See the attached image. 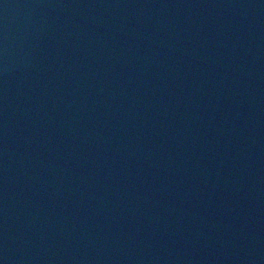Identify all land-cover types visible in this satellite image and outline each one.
<instances>
[{
	"label": "water",
	"instance_id": "water-1",
	"mask_svg": "<svg viewBox=\"0 0 264 264\" xmlns=\"http://www.w3.org/2000/svg\"><path fill=\"white\" fill-rule=\"evenodd\" d=\"M0 264H264V0H0Z\"/></svg>",
	"mask_w": 264,
	"mask_h": 264
}]
</instances>
